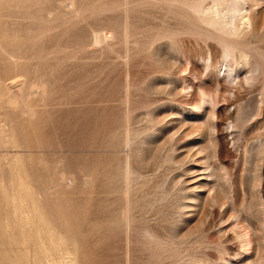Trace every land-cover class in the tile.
I'll return each instance as SVG.
<instances>
[{
    "label": "rangeland",
    "instance_id": "rangeland-1",
    "mask_svg": "<svg viewBox=\"0 0 264 264\" xmlns=\"http://www.w3.org/2000/svg\"><path fill=\"white\" fill-rule=\"evenodd\" d=\"M217 1L0 0V264H264V0Z\"/></svg>",
    "mask_w": 264,
    "mask_h": 264
},
{
    "label": "bare ground",
    "instance_id": "bare-ground-1",
    "mask_svg": "<svg viewBox=\"0 0 264 264\" xmlns=\"http://www.w3.org/2000/svg\"><path fill=\"white\" fill-rule=\"evenodd\" d=\"M246 3H247L246 0H240L236 3H234L233 0H218L217 2L214 3V5L216 6L215 13H218L219 15L222 12L221 9H224L226 12H228V14L232 15L228 17L227 24H232V19L234 17V14L244 10V5Z\"/></svg>",
    "mask_w": 264,
    "mask_h": 264
}]
</instances>
